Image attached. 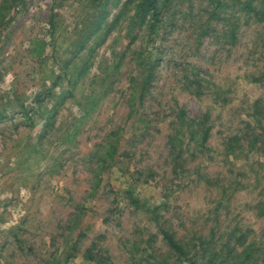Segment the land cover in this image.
Returning a JSON list of instances; mask_svg holds the SVG:
<instances>
[{
    "label": "rangeland",
    "instance_id": "rangeland-1",
    "mask_svg": "<svg viewBox=\"0 0 264 264\" xmlns=\"http://www.w3.org/2000/svg\"><path fill=\"white\" fill-rule=\"evenodd\" d=\"M139 1L0 0V264L179 263L128 188L191 254L264 264L261 0H159L153 35ZM179 108L206 148L172 151Z\"/></svg>",
    "mask_w": 264,
    "mask_h": 264
},
{
    "label": "trees",
    "instance_id": "trees-1",
    "mask_svg": "<svg viewBox=\"0 0 264 264\" xmlns=\"http://www.w3.org/2000/svg\"><path fill=\"white\" fill-rule=\"evenodd\" d=\"M102 1V0H96ZM9 0H5V5L9 8L17 7L19 4H23L24 0H10V3L7 5ZM245 9L249 12H252L253 15L259 22H264V0H261V4L259 7H255L251 4L250 1L244 2ZM2 7V10L6 7ZM161 13V6L159 0H140L136 5V15L142 17V19L146 17V15H150V26H149V35H153L156 32L157 24L159 23V16ZM2 14V12H0ZM153 70H151L147 75V83L146 86L149 85V81L152 78ZM201 87V85H199ZM144 86L142 87V89ZM200 91V90H198ZM178 126L176 128L175 134H171L168 138V142L171 145L172 151H176L180 149L183 144L182 138L179 137V134L184 130L185 132L182 136H185L188 132L192 137H198L197 133H200V130L203 131L201 133L200 142L197 146L206 148V143L210 134V127L207 126L203 128L202 125H205L204 122H196L192 119H187L186 113L182 108H179V114L177 117ZM189 121L191 123H187ZM186 128V130H185ZM189 130V131H188ZM120 130L112 131L110 134L114 136L120 135ZM119 139L111 138L109 141V145L106 151L100 156L102 162H109L110 164L114 162L115 156L118 150ZM178 155V154H177ZM124 195L127 198L129 205L137 210L142 212L150 222L154 223L158 228L159 232L162 234L164 241L167 243L172 252L177 255L179 263L176 264H211L212 260L206 258L203 254L200 253V248H203V245L206 243L204 241H200L198 244H193L191 249L194 250V253L191 254L190 251L177 239L175 234L167 229L163 225L162 221V209L165 203L154 205L148 202L147 200H143L137 195L132 188H128L124 190ZM157 264H166L162 262H158Z\"/></svg>",
    "mask_w": 264,
    "mask_h": 264
}]
</instances>
